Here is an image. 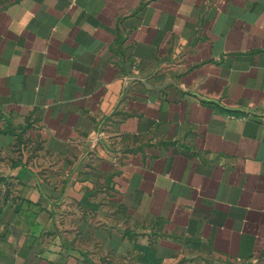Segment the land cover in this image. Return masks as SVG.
I'll use <instances>...</instances> for the list:
<instances>
[{
    "label": "crops",
    "instance_id": "obj_1",
    "mask_svg": "<svg viewBox=\"0 0 264 264\" xmlns=\"http://www.w3.org/2000/svg\"><path fill=\"white\" fill-rule=\"evenodd\" d=\"M0 264H264V0H0Z\"/></svg>",
    "mask_w": 264,
    "mask_h": 264
}]
</instances>
